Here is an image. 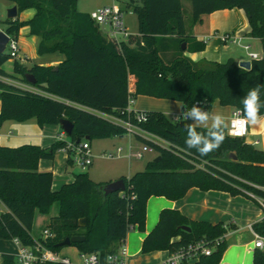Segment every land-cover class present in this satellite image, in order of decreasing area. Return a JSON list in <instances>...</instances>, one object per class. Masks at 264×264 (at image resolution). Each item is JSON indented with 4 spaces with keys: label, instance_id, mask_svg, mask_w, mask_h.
<instances>
[{
    "label": "trees",
    "instance_id": "1",
    "mask_svg": "<svg viewBox=\"0 0 264 264\" xmlns=\"http://www.w3.org/2000/svg\"><path fill=\"white\" fill-rule=\"evenodd\" d=\"M10 1L17 5L18 15L30 8L35 13L26 20H20V16L6 18L5 31L18 37L20 28L26 26L30 35L39 38V54L58 51L64 59L49 66H25L14 59L10 73L3 67L11 59L9 53L6 49L0 53V124L31 118L39 125L58 124L65 118L74 125L71 135H67L69 141L80 144L86 138L90 142L94 137L123 136L124 126L109 118L114 116L129 119L168 145L137 133L138 139L151 145L155 157L160 158H152L144 169L129 177L123 175L124 189L105 195L106 183L93 180L87 171L75 173L71 182L53 190V172L39 170V160L53 159L56 150L65 148L66 140L57 139L47 148L0 144V200L5 206L0 212V238H17L22 245L34 244L31 231L35 212L48 213L57 203L58 213L50 217L46 226L53 235L43 243L58 252V242L85 234L84 240L72 244L80 252L104 254L124 241L130 229L145 231L149 197L176 200L192 187L242 195L264 209V149L243 137L229 135L225 127L223 144L202 156L187 147L185 122L170 120L157 110H138L146 116L144 121L125 112L130 93L135 97L177 100L184 110L199 102L210 112L213 102L219 100L222 105L243 111V96L256 85L264 84V53L251 59L250 69L240 67L233 58L223 62L192 60L184 54L182 43H188L189 51H200L205 44L187 34L182 0H130L128 6L137 15L138 34L130 33L119 44L102 33L89 13L77 9V0ZM234 7L244 10L249 35L260 38L264 47V0H191L194 21L206 12ZM168 51L174 55L165 59L163 55ZM27 72L35 76L36 83L27 82ZM5 78L19 79L29 87ZM261 99L264 100V91ZM66 151L70 166L74 154ZM82 217L86 218L84 226L79 223ZM182 225L189 226L191 231L183 230ZM252 229L264 236V216L252 224ZM227 230L222 222L195 220L178 209L165 207L145 235L141 251L173 250L205 239L212 247L211 253L192 264H219L226 240H215ZM1 264H17L16 256L4 253ZM253 264H264V250L259 247L254 249Z\"/></svg>",
    "mask_w": 264,
    "mask_h": 264
},
{
    "label": "crops",
    "instance_id": "2",
    "mask_svg": "<svg viewBox=\"0 0 264 264\" xmlns=\"http://www.w3.org/2000/svg\"><path fill=\"white\" fill-rule=\"evenodd\" d=\"M189 5L191 7V0H182L183 9L185 6L187 7ZM34 13L35 10L30 8L22 11L18 16H20V20H26L31 18ZM184 21L186 22L185 18ZM185 27L189 36L193 35L197 42H203L205 44L204 49L200 51L186 50L184 52L185 55H189V57L194 61L206 60L223 62L228 58H233L237 63H239L242 60H251V57L248 55L249 51L256 52L259 57L263 56V42L260 38L249 35L250 25L243 9L234 7L216 10L211 13L206 12L202 14L198 20H193L190 25H188L186 22ZM5 28L0 27V30H5ZM99 28L104 35L107 33L106 25H99ZM22 32L24 33L25 37L30 38V42H39V38L37 36L29 34L28 27L26 28V26H24L20 28L19 34ZM224 33H231L238 37V39L240 38L239 42L224 43L221 40V35ZM132 34H138V32ZM19 45L21 50L20 57L17 60H19V62L25 66H31L35 63L46 66L57 65L64 59V54L58 51L40 54L37 56L35 54V50L37 52L36 47L33 49V55L31 57V55H27L26 49L21 46L20 43ZM244 45H249V49H245ZM186 46H188V43H186ZM233 46H236V48H232ZM10 61L13 62L14 59H9L7 62H5L3 67L7 72L12 73L13 70L6 68V64ZM13 66L14 65L11 66V69ZM12 80L13 83L18 86L29 87L27 83L22 82L19 79ZM135 102L136 103H134L133 108L136 110L162 111L167 116L168 114H172L173 120L176 119V116L181 110H184L180 101H175L172 99L167 100V98L164 99L148 95H137V97H135ZM233 109L234 107L222 105L219 100H215L210 113L223 115L227 126ZM261 116H264V114H261ZM248 125L249 133L245 137V140L257 148L264 149V121H261V123L255 125L248 123ZM62 131L63 129L59 123L39 125L35 118H31L22 122L6 120L0 124V144L7 146L35 144L43 148H47L57 140L58 136L63 133ZM137 133L145 138L153 140L150 138V136H152L156 139L153 141L163 146L168 145L165 140L160 139L157 136H153L152 134L145 131L136 132L131 135L138 139ZM65 139L67 141L69 140V138L66 136ZM130 145L133 149L140 147V145L133 142L131 139L129 146ZM154 154L155 157L156 152ZM67 158L68 152L64 148H60L56 150L53 159L48 160L47 158H42L39 160V170L44 171L51 169L53 172V190L58 189L63 183L71 182L74 178V174H66V172H69L70 170L69 165H67ZM128 158L131 159L133 157ZM49 161H52V165L48 163ZM122 176L123 175L120 177H112L111 175L108 177L107 181L97 182L108 183L114 181L115 178H121ZM214 195L215 197L213 198ZM148 200L146 223H149L147 224L149 228L145 229L147 234L157 223V221L154 223V212L156 213L154 209H157V212H159L165 207L175 208L192 219L206 220L213 224L215 222H222L226 227H228L227 232L224 234L226 248L219 264H253V252L256 248V237L254 230L252 229V224L259 221L264 216V209L257 205L252 199L242 195L232 196L228 192L224 191H202L197 187H192L187 191L185 196L176 200H171L164 196L156 195L149 197ZM57 213L58 204L55 206V208L54 205H52L48 213H41L39 210L35 212L32 228L33 230L31 231L33 238L36 239L40 236V230H43L48 225L50 217L52 215H56ZM158 218L159 215L157 218H155V220H158ZM149 221L151 222L152 227H150ZM129 233L125 238L128 250ZM261 249L264 250V246ZM18 251L19 244L14 239L0 238V264L2 262V255L4 253H12L16 255ZM163 251L166 252V250ZM128 263L135 264L133 261H131V259L129 260V258Z\"/></svg>",
    "mask_w": 264,
    "mask_h": 264
},
{
    "label": "built area",
    "instance_id": "3",
    "mask_svg": "<svg viewBox=\"0 0 264 264\" xmlns=\"http://www.w3.org/2000/svg\"><path fill=\"white\" fill-rule=\"evenodd\" d=\"M92 20H94L99 25L107 26V33L105 34L111 40L116 43H120L121 41L127 40L129 37V32L123 22V14L122 9L117 7L115 4L111 6H103L90 14ZM5 31V30H4ZM6 32V31H5ZM9 37L6 43V50L9 53L11 59H18L20 57V45L18 41V37H15L7 32ZM240 39V38H239ZM238 37L234 36L231 33H224L221 35V40L224 43H238ZM245 49H249V45H244ZM250 59L259 58L256 52L249 51L248 52ZM23 87V86H22ZM135 96L133 94L128 95L127 105L125 107V112L129 114H134L136 120L144 121L146 120V116L134 109ZM110 120L113 122L122 124L126 130V133L134 134L136 132L143 131L139 126L135 123L127 120H122L118 117L109 116ZM249 122L244 119L243 111L240 108H234L231 117L226 126L227 133L231 136L235 137H243L245 138L249 133ZM58 136V140H66L65 136L66 132L62 131ZM65 150L69 149L74 154V162L80 165L82 168L87 167L92 163V155L90 150V142L87 139H84L80 144H73L71 141L66 140ZM117 153L122 151V148H117ZM153 147L147 143H143L139 148L133 149L130 145L128 148V157L142 158L146 153L154 152ZM111 157L114 154H110ZM5 209V206L0 200V212ZM51 229L45 227L41 232L38 238H34V244L32 245H22L17 238L14 240L19 244V251L15 255L17 264H49V263H58L61 262L63 264H105V257L108 255H112L114 257H118L117 264H129V250L127 244L124 241H119L114 246V249L101 254L100 252H80V262L73 263L67 257H61L58 252L48 248L43 241L48 237L52 236ZM255 246L262 248L264 246V236L257 234L255 231ZM224 236H220L215 241L218 242L222 240ZM212 251V247L209 245L208 241L205 239H200L198 241L189 243L187 245L178 247L173 250H166L165 256L155 264H182L186 262L187 264H192L197 261L202 255H208Z\"/></svg>",
    "mask_w": 264,
    "mask_h": 264
},
{
    "label": "rangeland",
    "instance_id": "4",
    "mask_svg": "<svg viewBox=\"0 0 264 264\" xmlns=\"http://www.w3.org/2000/svg\"><path fill=\"white\" fill-rule=\"evenodd\" d=\"M129 1L130 0H77V9L81 12L90 14L93 10H96L100 7L111 6L115 4L117 7L122 9L123 20H124L123 22L125 23L127 31L130 33H136L138 32L137 15L132 10V8L128 6ZM13 5L14 4L10 0H0V27H4V28L6 27L7 9ZM85 9H90V10H85ZM183 13L187 24L190 25L193 22L192 9L190 5L184 7ZM29 39L30 38L25 37L23 32L18 35L19 43L21 44V46H23L26 49L27 55L28 56L31 55L32 57L33 49L35 47L36 49L38 48V41L30 42ZM182 44H185V47L182 48L185 52L187 48L186 43L183 42ZM232 48H236V46H233ZM35 54L37 56L40 55L38 52H36V50H35ZM173 55H174L173 51H168L164 53L163 57L165 59H170ZM12 65H14V63L10 61L6 64V68L9 70H13L15 65L11 69ZM5 80L13 83V80L11 78L9 79L5 78ZM168 117L170 118V120L173 119L172 114L171 115L168 114ZM150 138L156 140L152 136H150ZM130 139L140 146L143 144L142 141L136 139L135 137H133V135L129 133H125L123 136L112 135V136L92 138L90 140V150H91V155L93 156L92 163L83 169L80 165H78L76 162L73 161V164L69 166L70 168L69 172H66V174H75L81 171H87L93 180L107 181L108 177H110L111 175L112 177H118V176L120 177L121 175H125L129 177L134 172L144 169L146 163L154 157L155 152L146 153L142 158L139 159L134 157L131 159L128 158L127 153H128ZM118 147L122 148V151L119 153V155L117 153ZM111 153L114 154L113 157L110 156ZM72 158L74 159V156ZM48 163L51 164L52 161H49ZM49 171L52 170L49 169ZM117 179L115 178L114 180ZM214 197L215 195L213 196V198ZM53 205L55 208V206H57V203H54ZM154 211H156V213L154 212L155 217L153 218H154V223H156L157 220H155V218H157L160 211L157 212L158 211L157 209L156 210L154 209ZM147 224L149 223H146L145 226L146 229L149 228ZM151 225L152 224L150 222V227H152ZM42 231L43 230L41 229L39 233H41ZM129 232H130L128 236L129 250H130L129 260L131 259V261H133L135 264H153V263H158L165 256L166 253L163 250H156L148 253H143L141 251L142 250L141 245L147 233L145 231H140L136 228L130 229ZM58 253L61 257L69 258L73 263L80 262V256H79L80 251L73 244L61 247Z\"/></svg>",
    "mask_w": 264,
    "mask_h": 264
},
{
    "label": "clouds",
    "instance_id": "5",
    "mask_svg": "<svg viewBox=\"0 0 264 264\" xmlns=\"http://www.w3.org/2000/svg\"><path fill=\"white\" fill-rule=\"evenodd\" d=\"M262 91H264V84H258L251 88L241 100L244 119L254 125L264 121V116H261V109L264 108V100L261 99ZM176 119L185 122L187 147L196 149L202 156L218 150L226 138L224 116L210 113L199 102L188 109L181 110ZM198 129H205V131ZM117 262L118 257L112 255L105 257V264H117Z\"/></svg>",
    "mask_w": 264,
    "mask_h": 264
},
{
    "label": "water",
    "instance_id": "6",
    "mask_svg": "<svg viewBox=\"0 0 264 264\" xmlns=\"http://www.w3.org/2000/svg\"><path fill=\"white\" fill-rule=\"evenodd\" d=\"M17 16H18L17 5H13L7 9V18L15 19V18H17ZM8 39H9V37L7 35V32H5L4 30H0V53H3L5 51L6 43H7ZM184 47H185V44H182V48H184ZM238 65L240 67L245 68V69H250L251 68V60H242L238 63ZM24 77L26 78L27 82H30L31 84L36 83L35 76L30 72L25 73ZM59 124L61 125V128L63 129L64 132H66L67 135H71V133L73 132L74 125L70 120L63 118L59 121ZM80 140H81V138L77 139V142H79ZM231 154H232L231 156L233 158H236V156L233 153H231ZM159 158H160V156H157L153 160L157 161ZM124 186H125L124 180L122 178H119L117 180L106 183L105 186L103 187V191H104V194L106 195L112 191L123 190ZM79 223L81 226H84L86 223V218L85 217L80 218ZM181 228L185 231H188V232L191 231V228L187 225H182ZM84 239H85V234L66 237L62 241L58 242L57 246L58 247H64L66 245H71L72 243L82 241Z\"/></svg>",
    "mask_w": 264,
    "mask_h": 264
}]
</instances>
